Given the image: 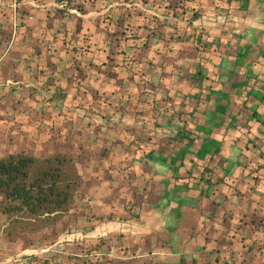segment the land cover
Wrapping results in <instances>:
<instances>
[{
  "label": "trees",
  "instance_id": "1",
  "mask_svg": "<svg viewBox=\"0 0 264 264\" xmlns=\"http://www.w3.org/2000/svg\"><path fill=\"white\" fill-rule=\"evenodd\" d=\"M236 4H238L236 7L230 6L222 12L243 14L246 10L244 0L241 2L236 0ZM163 5L182 19H191L201 13L200 9L189 6L186 0ZM75 7L83 9L80 4ZM130 15L133 13H128L127 17L133 19L134 24L131 26L135 28L119 25L118 22L122 20L116 16L115 20L119 21L115 24V29L112 31L105 29V37L100 38L101 41L94 49L91 42L92 34L88 32L87 27L81 31V23L77 22L76 28L68 38L66 30L62 33V47L68 61L67 67L72 66V71H78L77 82H72L74 102L71 103L73 106L81 105L94 110L97 109V105H101L100 111L105 112L107 118L113 114L120 116L125 107L131 108L138 115L144 111L143 109L139 111L142 104L144 109H148L146 112L151 110L150 116L154 119L163 107L174 105L176 108L173 109L170 118L176 119L177 123L171 124L170 120H166V124H170L173 130L169 132L165 142H152L151 145L154 147L147 145L154 133L149 132L145 136L134 125L129 126L120 122L114 125L111 121H107L104 128L84 121L82 127L87 137L82 143H72L75 150L80 149L74 156L69 153H53L39 158L25 153L22 149L4 152L0 147V213L8 220L9 232L22 230L34 233L50 223L54 226L55 221L67 214L70 209H74L71 215L78 218V215L82 214V218L80 217L82 223L89 227L112 219H137L148 209V203L144 200L145 186H139L135 178L138 176L143 178L146 172L148 175L151 174L149 162L154 156L157 157L155 160L161 159L160 161L171 170L168 177L161 180L157 186L156 180H148L150 189L153 188L154 192L158 194L161 192L164 195L172 194L176 189L186 193L185 196L190 199L189 202L178 199L179 206L175 210L177 215L185 208L192 209L208 218L209 225L214 228L216 222L222 224L226 217L228 219L232 217L237 198L243 201L245 210L250 209L253 203L254 213L259 212L260 216L264 213V74L258 77L257 73H252L258 71L261 66L256 57L259 54L264 55V41L252 42L251 39L248 40L246 34L235 40L226 36H209L203 32L188 33L177 26H174V32L166 34L158 31L153 20H140L137 15ZM105 17L108 21L111 19L108 14L102 19ZM139 33L145 38L141 43L144 48L149 46L151 39L161 41L179 39L190 45L189 51L194 53L196 62L193 68L188 66L185 68L187 71L192 69L188 73L187 82L181 83L179 90L171 89L172 93L169 90L159 92L161 90L158 88L142 89L134 98H131L134 95L128 94L129 89L127 91L123 89L126 94L123 92L120 96L112 97L105 90L100 93L98 85L96 88L92 87L89 83L91 79L89 71L96 69L104 81L111 75V69L119 59L128 61L124 68L126 72L129 71L130 77L142 71L139 67L140 62L136 59L141 45L133 46L135 50L131 49L130 56L127 55L126 48L129 45L127 43L139 37ZM258 34H253L251 38L256 39ZM128 40L131 41L127 42ZM182 49L179 50L180 53H187L186 49ZM89 53H97L100 60L97 67L92 68L90 61L83 63L75 61L77 56ZM133 69L136 72L133 73ZM143 74L141 72L135 78L139 86L144 83L140 77ZM132 81L133 77L129 83ZM124 82L122 79L121 85H124ZM106 83L108 82L105 81L99 86L106 89ZM45 85L44 91L48 97L42 95L36 101L42 105L53 102L50 105L57 106L56 100L64 99L65 93L54 92V88L59 87L55 86L54 77ZM168 88H171L170 83ZM91 90H94L96 97L91 94ZM145 93L149 95L146 96ZM2 97L4 96L0 95V99ZM13 97H6L8 109L0 106V130L3 124L9 123L11 118L19 113L26 99H33L35 95L29 94L27 98ZM145 140L148 142H143ZM230 153H235L237 158L228 159ZM231 168L237 169L240 174L232 175ZM81 177H86L87 180L82 189ZM167 183H171L172 191L166 190ZM92 185L94 188L91 189ZM127 188L134 189L132 197ZM98 189L104 190V197L107 194L110 196L107 204L104 206L85 204L81 209L75 207L77 201L85 199L89 193L90 196L95 195ZM228 189L235 193L237 198L232 197L230 200L226 195ZM225 201H228L227 206L224 205ZM242 215L243 218H239L242 222L251 223L250 219L245 218L246 212ZM74 224L75 221L67 228L72 230ZM194 229L191 228L192 233H195ZM153 237L157 244L155 246L150 244ZM103 241L85 239L77 248L88 254L97 250ZM173 241L166 238L159 229L125 236L116 234L115 241H111L116 247V258L105 261L106 264H124L123 257L139 254L131 251L130 246H138L141 242L143 244L139 246L144 247V250L156 251L159 246L163 252L172 253L177 248L171 243ZM253 243L257 245L255 250L259 252L264 262V239L259 244L255 240ZM49 256L50 254L44 253L40 259L33 258L19 264H45L49 262ZM134 258H132L134 264L146 263V259ZM163 260L164 256H153L148 260V264H163ZM86 262L98 264V259L88 258ZM58 263L75 264L76 258L68 256L66 260L59 259Z\"/></svg>",
  "mask_w": 264,
  "mask_h": 264
},
{
  "label": "crops",
  "instance_id": "2",
  "mask_svg": "<svg viewBox=\"0 0 264 264\" xmlns=\"http://www.w3.org/2000/svg\"><path fill=\"white\" fill-rule=\"evenodd\" d=\"M56 1L58 0H1L0 95L4 97L0 99V106L8 109L6 106L8 102L5 103L6 97L25 96L27 98L26 96L29 94L35 95L33 99L27 98L25 103L22 104L23 108L20 109L19 113L14 118H11L9 123L3 124L1 127L0 147H2L4 152L22 149L25 153L39 158L50 156L53 153H69L74 156V154H78L80 149L78 151L75 150L72 147V143H82L84 142L83 139L87 137L85 136L87 133L82 127L84 121H90L92 124L102 128L105 127L107 121H111L113 124L120 122L129 126L134 125L145 136L149 132L154 133V136L150 137L149 142L147 140L143 141L148 142V146L154 147V145H151L153 144L152 142H165L167 135L173 130L170 124H166V120H170L171 124L177 123L176 119L170 118L172 117L173 109L176 108L174 105L163 107L164 109L160 110L155 119L150 116L151 110L146 112L148 109H144L142 104L139 111L141 109L144 111H141L138 115L131 108L123 107V113L120 116L113 114L108 118L105 112L100 111L101 105H97L98 107L95 110L81 105L73 106V103H71L74 102L72 101L74 99L72 82H77L78 71H72L71 65V67H67L68 61L64 53L65 50L62 47V33L66 30V38H68L76 28L77 22L82 25L81 31L87 27L88 32L92 34V49L101 41L100 38L105 37V29L112 31L119 20H122L118 22L119 25L135 28V26H131L134 21L131 17H127L128 13L137 15L140 20H153L158 31L166 34L174 32V26H177L178 29H183L188 33L203 32L209 36H226L235 40L246 34L248 40L251 39L252 42L259 43V41H264V0H244L246 10L243 11V14L241 12L238 13L245 17V24L240 27V31L237 34H230L226 31V28L222 29L221 26L215 23L212 25L204 21L201 24V16L210 13H220L230 6L236 7L238 5L236 0H186L189 6L198 8L200 9L199 12H201L191 19H183L188 22L191 21L189 26L178 23L176 20L179 19H177L176 15L163 5L174 4L177 0H68L69 6L74 8V11L66 9L63 11L60 9L61 7L56 5ZM77 4H80L83 9H77L75 7ZM59 10L63 12H57ZM107 14L111 17L109 21L106 17L102 19ZM116 16L121 19L116 21ZM107 22L108 25H106ZM56 30H59V32H56ZM139 30L141 33L142 29L140 28ZM140 33L139 37L134 39L133 42L131 40L127 41H131L127 43L129 44L126 47L127 55L130 56L132 50H135L133 46L141 45L145 41V38ZM257 33H259L257 40L252 39V35ZM78 40L79 38L77 37V43ZM181 48L186 49L187 53H180L179 50ZM189 50L190 45L179 39H171L169 41L151 39L147 48L141 45L136 58L140 62L141 72L144 73L143 76L140 75L144 82L143 85L141 84L142 86H139L135 80L137 74L139 75L141 72L138 73L134 69L133 73L136 72L132 75L134 81L129 83L132 77L129 76V71L126 72L124 68L128 62L126 59L117 60L111 69V75H108L104 81L95 68V71L90 70L91 79H89V83L96 88V85L102 86L107 81L105 91L107 94H111L112 97L120 96L124 92L123 89L125 91L129 89L128 94L134 95L131 98L136 97L137 94L142 92V89L153 90L158 88L161 90L159 92L164 93L165 90H169L172 93L171 89L179 90L180 84L187 82L188 73L192 69L187 71L185 68L187 66L192 68L195 66L196 58L194 53ZM75 61H80L81 63L90 61L92 62V68L97 67L100 62L97 53L77 56ZM256 61L261 66L258 71L252 73H257V76L261 77L264 74V55L259 54L256 57ZM169 64H171L170 67ZM182 66L183 68L181 69ZM52 77H54L55 86H59L54 88V92L65 93V98L56 100L57 106L50 105L53 102L42 105L36 99L42 95L45 98L48 97L44 88L46 86L45 83L51 80ZM122 79L126 82H124V85H121ZM145 80L150 82L148 83ZM169 83L171 88H168ZM77 94L78 91L76 92ZM91 94L96 97L94 90H91ZM123 94L126 93L124 92ZM90 100L91 97L88 101L90 102ZM15 110L17 111V109ZM157 129H162L165 133L160 132L158 134L156 132ZM235 158H237L235 153H230L228 156L230 160ZM155 159H157L156 156L149 162L151 164L150 175L146 172L143 174V178L142 176L135 178V182L137 181L139 186H145L143 190L145 193L144 200L148 203V209L137 219L133 220L160 216L159 224L152 223V225L154 224L153 226L151 224L148 225L140 233L159 229L160 232L163 231L166 238L174 240L171 243L177 248L172 253L163 252L162 247L159 246H157L156 251L151 249L150 251L140 247L139 245L142 246L143 244L141 242L138 246H130L131 251L135 252V248L136 250H141V252L135 256L123 257L124 264H134L132 262L133 257H135L134 259L138 257L146 259L145 264H148V260L153 256H164L163 264H264L259 252L255 250L257 245L253 243V240H255L259 244L264 239V213L261 216L259 212L254 213L252 211V208L255 207L253 203H251L250 209L245 210L243 201L228 189L226 190L227 197L230 200H232V197L237 199L232 217L229 219L226 217V221H223L224 223L216 222L214 228H212L209 225L210 220L208 218H205L200 212L196 213L192 209L187 208L177 215L175 210L179 206L178 199H182L185 202H189L190 199L185 196L187 195L186 193L176 191V189L172 194L169 193L168 195H164L161 192L158 194L153 191V188L150 189L148 180H156L155 186H157L161 180L168 177L171 170L169 166L160 161L161 159ZM231 174L240 173H238L237 169L231 168ZM85 181H87L86 177H81V189L84 187ZM166 185V190L172 191L171 183ZM92 186L91 189L94 188V185ZM126 190L130 192V197H132L134 189L127 188ZM90 194L85 199L77 201L74 204L75 207L81 209L85 204L104 206L110 200L108 194L104 197V190L98 189L95 195L90 196ZM227 204L228 201H225L224 205L227 206ZM73 210H68L67 214L55 221L54 226L50 223L34 233L22 230L9 232L8 220L0 213V259L7 253L40 250L42 248H46L44 253L50 254L49 262L45 264H60L58 260H66L68 256L76 258L75 264H88L86 262L88 258L92 260L97 258L98 264H106L105 259L116 258V247L111 241H115L116 234L129 235L123 230L127 225L126 222L132 219H112L89 227L82 223V214L78 215L79 218L71 215ZM244 212L247 213L245 218L247 220L250 219L251 223L242 222L239 219L240 217L243 218L242 213ZM73 221H75L74 232H81L83 238L59 241L63 233L73 232L67 229V226L72 224ZM146 221L145 224L148 223ZM192 227L195 228L193 230L195 233H192ZM64 228L67 230H63ZM85 239L104 241L97 250L85 254L77 248ZM150 244L155 246L156 240H154V237L151 239Z\"/></svg>",
  "mask_w": 264,
  "mask_h": 264
},
{
  "label": "built area",
  "instance_id": "3",
  "mask_svg": "<svg viewBox=\"0 0 264 264\" xmlns=\"http://www.w3.org/2000/svg\"><path fill=\"white\" fill-rule=\"evenodd\" d=\"M1 3V0H0ZM58 7H65V3L58 4ZM67 9V8H66ZM68 11H74L73 9H67ZM180 24L188 25L190 22L186 20H176ZM206 21L209 24H217L224 29L225 26H227V29L230 34H237L240 31V27L245 24V17L242 14L236 13V12H220V13H210L206 14L204 16H201V24ZM135 221H131L129 224L126 225L127 229L129 227H133V224L135 225ZM125 230V231H126ZM124 231V230H123ZM83 238V234L79 231L76 232H67L65 235L62 236V238H59L61 240H76ZM46 251V248H42L40 250H23L21 252L16 253H9L4 258L0 259V264H19L26 262L30 259L37 258L40 259L41 255Z\"/></svg>",
  "mask_w": 264,
  "mask_h": 264
},
{
  "label": "rangeland",
  "instance_id": "4",
  "mask_svg": "<svg viewBox=\"0 0 264 264\" xmlns=\"http://www.w3.org/2000/svg\"><path fill=\"white\" fill-rule=\"evenodd\" d=\"M60 3H62V4H64L65 3V6H66V8L67 9H74V8H72V7H70L69 6V2L67 1V0H58V1H56V5H58V4H60ZM61 8H65V7H61ZM65 8V9H66ZM66 9V10H67ZM225 13V12H224ZM177 19H179V20H183L182 18H178L177 17ZM224 28H226V31H228V29H227V26H225ZM229 32V31H228ZM98 88H100L101 90H102V88L100 87V86H98ZM99 89V91H101ZM104 90H105V87H104ZM166 115V114H165ZM158 134H160V132H163V133H165V131L164 130H162V129H157V131H156ZM160 216L159 217H155V218H153V216H152V218H150V219H141V220H131L132 222L133 221H135L136 223H135V225L133 224V227H129L128 228V230H126L127 229V227H125V229H124V231L126 232V233H128V234H138V233H140V231L142 230V229H145L148 225H150L151 224V226H153L152 225V223H155L156 225L157 224H159V222H160ZM147 220V221H146ZM131 221H127L126 223L127 224H129ZM145 221H146V223L147 224H145ZM71 224H69V226H70ZM74 227H75V225L73 226V228H72V231L74 232ZM66 228H64L63 230H65ZM68 229V228H67ZM66 229V230H67ZM66 233H63V235H65ZM60 238H62V236H60ZM134 250H135V252L136 253H139V252H141V250L139 251V249L138 250H136L135 248H134ZM144 251V250H143ZM134 252V253H135ZM127 262H128V260H127Z\"/></svg>",
  "mask_w": 264,
  "mask_h": 264
}]
</instances>
